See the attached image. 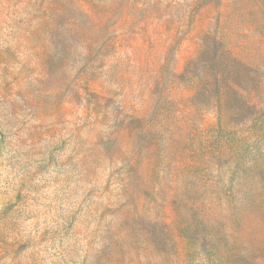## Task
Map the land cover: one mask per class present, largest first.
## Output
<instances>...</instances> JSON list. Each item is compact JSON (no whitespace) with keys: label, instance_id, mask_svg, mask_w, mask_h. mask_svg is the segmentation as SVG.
<instances>
[{"label":"rangeland","instance_id":"rangeland-1","mask_svg":"<svg viewBox=\"0 0 264 264\" xmlns=\"http://www.w3.org/2000/svg\"><path fill=\"white\" fill-rule=\"evenodd\" d=\"M0 264H264V0H0Z\"/></svg>","mask_w":264,"mask_h":264}]
</instances>
